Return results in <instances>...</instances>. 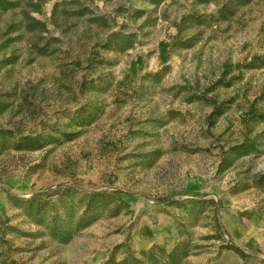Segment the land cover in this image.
<instances>
[{
    "label": "rangeland",
    "instance_id": "rangeland-1",
    "mask_svg": "<svg viewBox=\"0 0 264 264\" xmlns=\"http://www.w3.org/2000/svg\"><path fill=\"white\" fill-rule=\"evenodd\" d=\"M221 2L44 0L0 13V264H102L120 245L117 259L180 242L181 264H264V121L249 116L264 113V0L201 23ZM24 12L47 33L5 35ZM121 29L133 47L104 49ZM21 136L42 146L16 150ZM245 141L254 149L233 150ZM101 192L100 216L67 243L47 234L52 204L80 215Z\"/></svg>",
    "mask_w": 264,
    "mask_h": 264
},
{
    "label": "trees",
    "instance_id": "trees-1",
    "mask_svg": "<svg viewBox=\"0 0 264 264\" xmlns=\"http://www.w3.org/2000/svg\"><path fill=\"white\" fill-rule=\"evenodd\" d=\"M27 1L30 4L35 2V7L39 6L44 0H0V13H12L18 9H22L24 6L22 2ZM63 1V0H61ZM165 0H150L151 5H158ZM200 3H209L210 1L215 0H196ZM252 0H222L220 6L216 12L215 16H209L208 19L203 18L201 23L210 22L212 24L217 23L219 20H227V16H225V11L230 9V6L233 4L237 5H246L250 3ZM58 7V3H55L53 6V11ZM225 10V11H224ZM37 12L36 10H31V12ZM30 12H24L22 18L19 22L12 21L8 24L5 35H11L12 33L17 31V27H22L28 33H37L38 35H42L47 33V28L44 22L35 19L30 16ZM143 11L136 10L134 12V16L136 18H140L143 15ZM80 15H85L83 12H80ZM54 18V15H53ZM200 19L199 17L187 16L181 19L182 22L190 21L194 23ZM95 21L100 25H107V19L104 16L95 17ZM180 31V29H178ZM10 41L12 40L9 39ZM134 44V34L125 33L121 30L110 32L106 35V38L102 44L104 49L116 52V53H125L130 50ZM256 61V58L253 60ZM250 64L245 65L244 67H249ZM219 83H222L220 81ZM214 86L208 90V92L214 91ZM222 114L221 108L218 106H214L212 112L210 113V117L219 116ZM250 118L255 120L264 121V113H258L255 111H250ZM10 132H0V135H6ZM42 145L37 143V137L30 136H21L15 144H13V148L16 150H22L24 148L27 149H37ZM245 150L248 152L249 150H253L254 146L251 142L245 141L241 145L235 147L233 150ZM261 178H264L262 175ZM107 196V193H90L84 196L85 205L83 213L78 215L77 210L74 209V204L65 202H61L58 207H55L56 204H52L49 208L50 212L47 216L46 232L47 234L55 241L59 243H67L76 233H78L81 229L85 228L87 225L95 221L101 214L102 200ZM42 208L37 207L35 213L40 214ZM88 219L85 223L83 221ZM2 232V226L0 224V233ZM124 247L122 245L116 247L108 256V258L102 264H181L182 261L188 257L190 253V245L187 242L178 243L171 251H166L162 247L152 246L147 250L133 252L129 248L126 249L124 256L121 259L116 258V251ZM233 252L238 253L241 256H245L239 249L234 246H230L227 248Z\"/></svg>",
    "mask_w": 264,
    "mask_h": 264
}]
</instances>
